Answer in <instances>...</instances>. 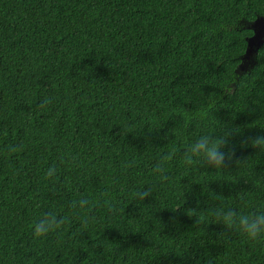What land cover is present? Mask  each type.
Instances as JSON below:
<instances>
[{
  "label": "trees",
  "instance_id": "1",
  "mask_svg": "<svg viewBox=\"0 0 264 264\" xmlns=\"http://www.w3.org/2000/svg\"><path fill=\"white\" fill-rule=\"evenodd\" d=\"M263 15L264 0H0V264H264V236L186 214L214 194L264 211V153L241 147L264 135V44L239 67ZM183 107L209 110L185 127ZM235 128L224 169L183 163L186 144ZM174 150L164 179L152 168ZM81 197L90 212H73ZM53 209L69 222L35 237Z\"/></svg>",
  "mask_w": 264,
  "mask_h": 264
},
{
  "label": "clouds",
  "instance_id": "2",
  "mask_svg": "<svg viewBox=\"0 0 264 264\" xmlns=\"http://www.w3.org/2000/svg\"><path fill=\"white\" fill-rule=\"evenodd\" d=\"M234 89H229L228 92ZM228 94V93H224ZM53 98L50 96H43L36 107L38 110L43 111L49 105H51ZM215 103V101L213 102ZM211 105H209V108ZM209 108L201 107L194 110H188L182 108V118L185 122V127L188 123L194 119L202 118L206 115ZM239 128L231 129L225 132L223 135H201L198 139L190 144H186L181 155V159L184 164L192 165L198 161H202L203 166L214 168L216 170L224 169L225 152L222 149L229 143V137L234 134L240 133ZM6 135V133H5ZM251 146L253 149H259L264 153V135H257L255 137L246 138L241 142V147ZM20 145H9L7 151L15 153L21 150ZM175 150L172 153L163 155L158 161L154 163L152 171L157 174L163 175L164 179H167L165 174L164 164L168 160L172 159L175 155ZM227 158L231 162L235 158V151L229 149L227 152ZM64 157L61 156L59 163H64ZM247 161L235 160V163L240 166ZM59 173V164L57 162L51 163L45 171V179L52 181L53 186L56 184L55 178ZM151 190L145 189L142 192H135L134 197L140 201H143L150 195ZM214 194V193H213ZM214 200H218L220 203L211 206L207 211H201L197 208H190L186 210V214L189 217H196V225H201L206 219H211L212 224L222 225L223 229L219 233L223 237L230 238L232 235H238L247 238L250 241H256L264 236V211L249 212L247 214L241 213L234 208L226 207L223 203V197L213 195ZM95 205L88 197H81L79 200H74L71 204V208L74 213L81 211L90 212ZM110 211H115L114 205L108 204ZM180 207L175 208L173 211L179 210ZM69 222V217L58 214L57 211L49 210L39 216L32 225V233L35 237H44L49 233L58 232L66 223ZM85 226L86 222H85Z\"/></svg>",
  "mask_w": 264,
  "mask_h": 264
},
{
  "label": "water",
  "instance_id": "3",
  "mask_svg": "<svg viewBox=\"0 0 264 264\" xmlns=\"http://www.w3.org/2000/svg\"><path fill=\"white\" fill-rule=\"evenodd\" d=\"M252 35L247 38V48L242 56L240 68L252 61L259 48L264 44V15L257 17L251 24Z\"/></svg>",
  "mask_w": 264,
  "mask_h": 264
},
{
  "label": "rangeland",
  "instance_id": "4",
  "mask_svg": "<svg viewBox=\"0 0 264 264\" xmlns=\"http://www.w3.org/2000/svg\"><path fill=\"white\" fill-rule=\"evenodd\" d=\"M251 62H252V61H251ZM251 62L249 63V61H248V62H247V65H244L243 68H242V70H246V69L250 66Z\"/></svg>",
  "mask_w": 264,
  "mask_h": 264
}]
</instances>
